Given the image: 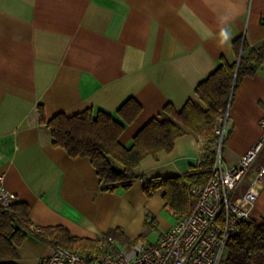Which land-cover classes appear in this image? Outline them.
Here are the masks:
<instances>
[{
  "label": "crops",
  "instance_id": "crops-1",
  "mask_svg": "<svg viewBox=\"0 0 264 264\" xmlns=\"http://www.w3.org/2000/svg\"><path fill=\"white\" fill-rule=\"evenodd\" d=\"M238 38L262 46L264 0H0V172L15 201L27 206L30 225L93 240L120 227L128 242L117 241L129 246L153 216L160 238L177 216L170 209L173 217L165 219L162 190L147 196L142 180L188 172L207 138L177 137L172 150L141 160L130 188L102 191L87 158L53 145L37 107L46 119L91 107L114 113L132 97L141 111L119 138L128 147L166 104L179 110L193 98L221 59L235 62ZM263 110L260 66L233 92L224 165L236 164L261 137ZM259 166L257 158L252 170ZM252 216L264 217V188ZM16 250L14 264H37L53 246L27 235Z\"/></svg>",
  "mask_w": 264,
  "mask_h": 264
},
{
  "label": "trees",
  "instance_id": "trees-1",
  "mask_svg": "<svg viewBox=\"0 0 264 264\" xmlns=\"http://www.w3.org/2000/svg\"><path fill=\"white\" fill-rule=\"evenodd\" d=\"M233 50L237 57L235 62L221 59L218 67L196 86L193 98L179 110L166 104L159 116L148 120L135 133L128 147L119 138L126 125L141 111V105L132 97L119 105L114 113L91 107L73 115L60 112L50 119H46L39 104V122L50 131L54 146L63 148L70 157L87 158L99 179L100 189L113 192L127 190L140 178L137 168L143 158L172 150L175 139L186 133H202L207 138V145L196 166L183 174L144 179L148 184L144 187L147 196L161 189L165 207L188 212L195 202L190 189L207 182L214 160L217 120L230 105L241 78L253 74L264 57V43L253 48L242 38L233 42ZM258 158L261 165L264 164V148ZM27 214L28 208L22 203L14 201L8 207L0 205V264H14L18 258L16 248L27 235L53 247H77L83 252L92 249L99 240L72 236L61 226H34L38 231H33ZM152 220L153 217H149L146 222ZM106 234L128 242L120 227L110 228ZM141 237L143 234L131 244ZM220 264H264V217L239 224L237 232L227 240Z\"/></svg>",
  "mask_w": 264,
  "mask_h": 264
},
{
  "label": "built area",
  "instance_id": "built-area-1",
  "mask_svg": "<svg viewBox=\"0 0 264 264\" xmlns=\"http://www.w3.org/2000/svg\"><path fill=\"white\" fill-rule=\"evenodd\" d=\"M261 66L264 69V57ZM228 122L229 106L215 126L214 160L207 182L190 189L194 205L188 212L174 211L176 222L155 243L136 240L123 246L102 234L87 252L57 245L37 264H220L227 240L242 221L253 218L252 209L264 188V165L252 170L264 148V110L259 121L261 137L233 165H224L222 158ZM245 177L246 187L240 190ZM142 185L148 187L144 179ZM14 201L15 194L6 189L0 172V205L8 207Z\"/></svg>",
  "mask_w": 264,
  "mask_h": 264
},
{
  "label": "rangeland",
  "instance_id": "rangeland-1",
  "mask_svg": "<svg viewBox=\"0 0 264 264\" xmlns=\"http://www.w3.org/2000/svg\"><path fill=\"white\" fill-rule=\"evenodd\" d=\"M162 214L164 215L165 219L168 221L173 217L172 212L167 207L163 210ZM150 217H153V216H150ZM141 234H143V237L138 239L139 241H142L144 243H155L158 240L159 234H160V229L158 226L157 219L153 217L152 221H148L144 223Z\"/></svg>",
  "mask_w": 264,
  "mask_h": 264
}]
</instances>
